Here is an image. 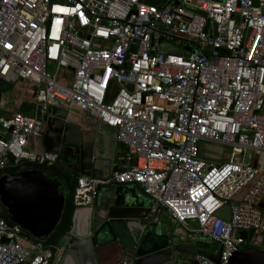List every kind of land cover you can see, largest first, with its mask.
<instances>
[{"label": "built area", "instance_id": "built-area-1", "mask_svg": "<svg viewBox=\"0 0 264 264\" xmlns=\"http://www.w3.org/2000/svg\"><path fill=\"white\" fill-rule=\"evenodd\" d=\"M0 79L20 82L32 103L26 114L0 101V177L60 163L58 152L30 151L28 135L42 136L49 106L76 110L115 130L127 164L80 174L74 208L92 205L101 187L135 184L220 249L218 263L197 255L198 264H228L260 245L264 0H0ZM203 143L228 157L217 162ZM65 236L51 246L0 216V264H59Z\"/></svg>", "mask_w": 264, "mask_h": 264}, {"label": "water", "instance_id": "water-1", "mask_svg": "<svg viewBox=\"0 0 264 264\" xmlns=\"http://www.w3.org/2000/svg\"><path fill=\"white\" fill-rule=\"evenodd\" d=\"M146 1L158 4L164 0ZM161 48L170 47L161 44ZM9 87L0 79V95ZM102 128L113 130L116 139L115 130L102 123L85 136L83 132L88 131L69 120L67 109L49 106L42 136L28 135V147L39 154L58 152L62 158L69 152L75 156V172L106 177L123 170L127 161H116L115 150L104 140ZM9 158L13 160L11 155ZM0 203L12 222L35 238H45L62 217L64 188L57 177L38 169L6 173L0 177ZM162 211L161 206L153 207L138 185L99 188L92 205L74 209L68 246L59 264H100L102 255L132 257L134 264H198L197 255L219 262L220 249L209 252L171 235L168 222L160 219ZM252 234L253 230L241 232L244 238ZM228 264H264V249L249 246L234 253Z\"/></svg>", "mask_w": 264, "mask_h": 264}, {"label": "crops", "instance_id": "crops-1", "mask_svg": "<svg viewBox=\"0 0 264 264\" xmlns=\"http://www.w3.org/2000/svg\"><path fill=\"white\" fill-rule=\"evenodd\" d=\"M16 97L12 99V102L14 100L17 101V103L14 104L15 106H11L7 111H4V112H9L13 109H16V110L22 111L23 113L29 114L31 112V109H32V103L28 99V97H27V99H25V101L23 99L24 96L20 97L19 99H18V97L17 98ZM28 106H29V109H28ZM69 120L72 122L80 124L83 127V129L87 130L88 132H83L85 134V136H86V133L90 135L93 132V127L98 125V123H95L87 115H83V114L76 115V114L72 113L71 115H69ZM102 131L104 132V136H106V137L103 136L104 140L109 141L110 149L112 147L114 148L116 161H119L120 160L119 158L124 156V154L126 152L125 146L123 144H121L120 142H118L117 139H114L113 130L102 128ZM61 166L63 167L64 170H66L68 172H75V168H76L75 156H73L69 152H67V156L65 158L61 159ZM76 173L78 174V176L80 175L78 172H76ZM161 217H164V222H166V221L168 222V228L171 231V235L176 234L179 237V241L186 242L189 244H193L199 249L207 250L209 252H215L213 250L212 251L208 250L204 246L206 242L200 241L196 236L184 232V230L173 220V218L170 216V214L167 210L163 209V211L160 215V218ZM208 243H210V242H208ZM212 244L213 243H211L210 245H212ZM120 258H122L121 255H117V256L116 255H114V256L102 255L99 257V262H100V264H103V263L115 264L120 260Z\"/></svg>", "mask_w": 264, "mask_h": 264}, {"label": "trees", "instance_id": "trees-1", "mask_svg": "<svg viewBox=\"0 0 264 264\" xmlns=\"http://www.w3.org/2000/svg\"><path fill=\"white\" fill-rule=\"evenodd\" d=\"M60 158L62 159L61 155ZM27 169H38L43 171L48 176L57 177L64 188L65 204L63 208L62 217L57 226L52 231L51 235L44 238L47 244L55 246L58 243L59 239L67 234L71 227V218L75 209L72 204V196L75 186L77 184L78 174L76 172H68L64 170L61 166V162L48 167H45L44 165L39 166L36 164H29ZM65 191L67 192L65 193ZM0 216L4 217L7 221L11 222L7 211L4 209L1 203Z\"/></svg>", "mask_w": 264, "mask_h": 264}, {"label": "rangeland", "instance_id": "rangeland-1", "mask_svg": "<svg viewBox=\"0 0 264 264\" xmlns=\"http://www.w3.org/2000/svg\"><path fill=\"white\" fill-rule=\"evenodd\" d=\"M16 96L18 97V99L20 97L24 96V98H23L24 101H25V99H27V97H29V95L27 93H25L24 88H23V86H22V84L20 82H16V83L10 84V87L8 89H6L5 91L1 92L0 101L4 102V106H3V109H2L3 111H7L11 106H15L12 103V99L15 98ZM72 113H74L76 115L79 114V112H77L76 110H73ZM220 148L223 150V152L221 154H218L219 153L218 150ZM202 150H203L204 154L207 153L209 155L219 157L220 160H216L215 159L217 162L218 161H224L226 159V157H228V155L224 154V152H227V149L225 147L217 145V144L203 143L202 144ZM246 159H247V161H250L252 159V157L248 154ZM66 192L67 191H65V193ZM160 219H161L162 222L164 221V217H161ZM166 223H167V221H166ZM260 234H261L262 238H261V243H260V245L258 247L264 249V220H263V223H262V228H261ZM49 235H51V233ZM65 241H66V236L64 235V236H62L59 239V241H58V243L56 245L64 243ZM200 241H202V240H200ZM210 244L211 243L206 242L204 246L208 250H211V251L212 250L213 251H217L218 250V247L216 245H214V244L210 245Z\"/></svg>", "mask_w": 264, "mask_h": 264}]
</instances>
